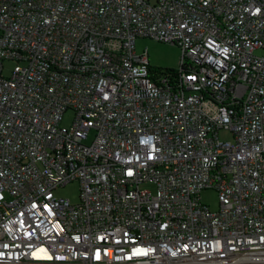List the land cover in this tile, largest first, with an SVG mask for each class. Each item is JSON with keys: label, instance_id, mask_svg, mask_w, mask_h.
Segmentation results:
<instances>
[{"label": "built area", "instance_id": "built-area-1", "mask_svg": "<svg viewBox=\"0 0 264 264\" xmlns=\"http://www.w3.org/2000/svg\"><path fill=\"white\" fill-rule=\"evenodd\" d=\"M139 38L178 46L180 68ZM73 182L76 204L56 194ZM0 252L264 264V0H0Z\"/></svg>", "mask_w": 264, "mask_h": 264}, {"label": "rangeland", "instance_id": "rangeland-1", "mask_svg": "<svg viewBox=\"0 0 264 264\" xmlns=\"http://www.w3.org/2000/svg\"><path fill=\"white\" fill-rule=\"evenodd\" d=\"M136 52L141 54L145 50L149 57V62L152 67L161 70H177L180 68L182 59L181 49L173 44L158 42L149 38H139L136 41ZM13 64H7L4 74H9ZM72 113H67L64 118L63 125L68 126L72 121ZM221 138L226 139L227 135L221 133ZM56 194L60 197L69 199L72 203L76 204L79 201L80 185L78 182H73L68 186L59 189ZM203 204L210 207L212 211L219 209L218 194L214 190H205L200 195Z\"/></svg>", "mask_w": 264, "mask_h": 264}, {"label": "snow or ice", "instance_id": "snow-or-ice-1", "mask_svg": "<svg viewBox=\"0 0 264 264\" xmlns=\"http://www.w3.org/2000/svg\"><path fill=\"white\" fill-rule=\"evenodd\" d=\"M257 11H259L257 9ZM226 51V50H225ZM33 208H37L39 207V205L37 204H33L32 205ZM43 211H45L46 213H51L53 216L57 215L56 213H53L52 212V209L49 208V206L47 204L43 205ZM21 215H24L23 213H21ZM29 223H28V227L31 228L32 227V222H31V218L29 217ZM57 223H59V221L57 220ZM21 224L23 225L24 224V221H21ZM46 234V233H45ZM25 235H27L29 238L32 237L33 235V232L32 231H28L25 233ZM127 233H124L123 234V237H125V239H123V243L121 244L119 250H123L125 246H128L129 244V240L126 239L127 237ZM56 237H51V239H55ZM100 240L103 241L104 240V237H100ZM26 247H32L34 244L36 243H39L41 245H43V241L41 240V237L40 236H37L36 239L34 241L30 240V241H26L24 242ZM117 243H120V242H117ZM132 244H135L136 241L135 240H132L131 241ZM14 247H19V245H13ZM3 247L6 249L8 248V244H4ZM100 247H103V244H101ZM134 252L136 255H140L141 253V250L140 249H134ZM4 253L3 252H0V256H3ZM32 255L36 258V259H46V260H49L51 261L53 259V254H50L48 249L46 247H39V249L36 251V252H33ZM95 258L96 259H99L100 258V248H97L96 251H95ZM129 259H131V257H129Z\"/></svg>", "mask_w": 264, "mask_h": 264}, {"label": "trees", "instance_id": "trees-1", "mask_svg": "<svg viewBox=\"0 0 264 264\" xmlns=\"http://www.w3.org/2000/svg\"><path fill=\"white\" fill-rule=\"evenodd\" d=\"M164 71H173V70L170 69V70H164Z\"/></svg>", "mask_w": 264, "mask_h": 264}]
</instances>
